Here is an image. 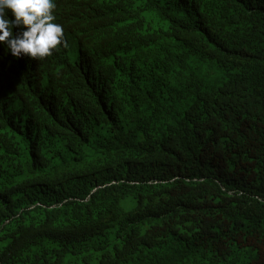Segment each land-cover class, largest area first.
Here are the masks:
<instances>
[{
	"label": "trees",
	"instance_id": "16d2710c",
	"mask_svg": "<svg viewBox=\"0 0 264 264\" xmlns=\"http://www.w3.org/2000/svg\"><path fill=\"white\" fill-rule=\"evenodd\" d=\"M55 5L0 44V264H264V0Z\"/></svg>",
	"mask_w": 264,
	"mask_h": 264
},
{
	"label": "clouds",
	"instance_id": "9594fccd",
	"mask_svg": "<svg viewBox=\"0 0 264 264\" xmlns=\"http://www.w3.org/2000/svg\"><path fill=\"white\" fill-rule=\"evenodd\" d=\"M55 7V0H0V44L16 58L51 55L64 40Z\"/></svg>",
	"mask_w": 264,
	"mask_h": 264
}]
</instances>
